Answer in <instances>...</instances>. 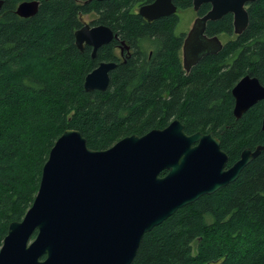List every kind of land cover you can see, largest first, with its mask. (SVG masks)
Wrapping results in <instances>:
<instances>
[{"label":"trees","instance_id":"trees-1","mask_svg":"<svg viewBox=\"0 0 264 264\" xmlns=\"http://www.w3.org/2000/svg\"><path fill=\"white\" fill-rule=\"evenodd\" d=\"M0 11V249L11 223L21 221L39 190L56 141L80 131L94 150L125 137L164 129L175 120L187 134L213 133L235 164L247 149L264 146L263 102L240 119L232 90L251 75L264 85V0L248 6L249 25L236 35L234 16L209 22L207 34L228 38L190 73L183 66L185 33L177 14L147 21L141 6L155 0H36L38 13L21 18L24 1L4 0ZM178 10L193 0H172ZM204 4L200 16L208 13ZM118 39L93 49L76 45L84 17ZM223 41V40H222ZM124 42L133 48L124 58ZM116 62L105 92H87L86 76ZM167 172H163L165 175ZM131 264H264V152L238 179L178 210L147 233Z\"/></svg>","mask_w":264,"mask_h":264},{"label":"water","instance_id":"water-1","mask_svg":"<svg viewBox=\"0 0 264 264\" xmlns=\"http://www.w3.org/2000/svg\"><path fill=\"white\" fill-rule=\"evenodd\" d=\"M257 1L193 0L196 12L204 4L211 9L195 20L186 37L185 69L223 50L219 36L206 35L209 22L232 14L235 34L241 35L250 21L248 6ZM2 6L0 0V11ZM39 6L38 1L23 2L17 14L33 17ZM177 11L172 0H155L139 13L154 21ZM75 37L77 47H92L96 58L117 35L107 26L85 24ZM117 66L102 62L86 76L85 90L105 92ZM232 94L236 119L258 103L264 109V85L256 77H243ZM262 152L264 146L247 148L227 168L229 155L219 138L213 133L189 135L179 120L143 136L125 137L107 150L91 149L80 131L68 129L50 151L31 208L23 220L10 224L0 264H131L147 233L178 210L235 182Z\"/></svg>","mask_w":264,"mask_h":264},{"label":"flooded vegetation","instance_id":"flooded-vegetation-1","mask_svg":"<svg viewBox=\"0 0 264 264\" xmlns=\"http://www.w3.org/2000/svg\"><path fill=\"white\" fill-rule=\"evenodd\" d=\"M1 1H3V6H4V0H1ZM36 1V0H35ZM24 2H31V1H24ZM39 3H40V1H38ZM23 3V2H22ZM21 4V3H20ZM19 4V5H20ZM18 5V6H19ZM148 5V4H147ZM3 6H2V8H3ZM40 7V6H39ZM142 7V6H141ZM140 7V8H141ZM2 8H1V10H2ZM140 8L138 9V13H139V11H140ZM17 9H18V7H17ZM192 9H194V8H192ZM179 11L180 10H178L177 11V15H178V17H179V21H180V23L182 22V15L179 13ZM182 11H184V10H182ZM196 12V11H195ZM16 14H17V10H16ZM140 14V13H139ZM196 14H197V17L195 18V20L198 18V17H200V13L199 12H196ZM18 15V14H17ZM173 15H175V14H173ZM205 15V14H204ZM204 15H201V16H204ZM19 16V15H18ZM20 17V16H19ZM22 18V17H21ZM31 18V17H30ZM144 18V17H143ZM24 19H27V18H24ZM146 19V18H145ZM147 20V19H146ZM195 20H194V22H195ZM147 21H149V20H147ZM194 22H193V24H194ZM180 23H179V25H178V27L180 26ZM85 24H88L87 22H85L84 23V25ZM193 24H192V26H191V28L187 31V32H181V34L182 33H185V38H184V41H183V46H182V59H183V66H184V69H185V65H184V56H183V50H184V44H185V40H186V37H187V35H188V33L190 32V30L192 29V27H193ZM92 27H93V25L92 24H90ZM100 26V25H99ZM178 27H177V29H178ZM117 35V34H116ZM206 35H208L207 34V31H206ZM209 36V35H208ZM209 37H212V36H209ZM115 39H118V35H117V38H115ZM128 48V49H127ZM93 49V48H92ZM130 51H131V54H132V52H133V48L131 47V49H130V47L129 46H127L124 42H122L121 43V45H119V48H118V52L120 53V55H121V57L122 58H124V55H125V53H130ZM102 63V62H101ZM100 63V64H101ZM116 63V62H115ZM99 64V65H100ZM98 65V66H99ZM193 67H195V66H193ZM193 67H192V69H193ZM191 69V70H192ZM186 70V69H185ZM190 70V71H191ZM190 71H187L186 70V72L187 73H190ZM111 74V73H110ZM228 164H229V162H228ZM232 166V165H231ZM231 166H229V165H227V168H230Z\"/></svg>","mask_w":264,"mask_h":264},{"label":"rangeland","instance_id":"rangeland-1","mask_svg":"<svg viewBox=\"0 0 264 264\" xmlns=\"http://www.w3.org/2000/svg\"><path fill=\"white\" fill-rule=\"evenodd\" d=\"M179 13L182 15V22L180 23V26L178 27L177 30L179 33L187 32L191 28L195 18L197 17V14L194 9H188L184 11L180 10ZM94 19H95L94 15H87L84 17V21L87 22L88 24H92ZM221 40H223V42L225 43L228 40V38L221 37Z\"/></svg>","mask_w":264,"mask_h":264}]
</instances>
